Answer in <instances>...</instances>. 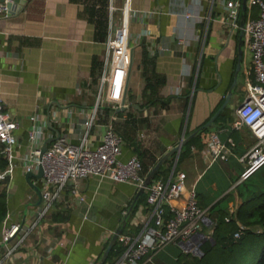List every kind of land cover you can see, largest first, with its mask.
<instances>
[{
    "label": "crops",
    "instance_id": "1",
    "mask_svg": "<svg viewBox=\"0 0 264 264\" xmlns=\"http://www.w3.org/2000/svg\"><path fill=\"white\" fill-rule=\"evenodd\" d=\"M227 1L130 0L133 64L124 110L102 98L110 33L121 21L124 0H19L13 13H0V93L5 109L19 121L15 166L0 187L8 191V221L25 227L0 246V264H97L116 229L137 233L150 219L146 199L137 203L141 194L137 196L136 185L94 174L79 180L78 194L65 188L38 217L44 200L22 170L32 116L71 141L89 129L92 146L112 125L122 139V160L140 150L157 161L180 144L166 159L171 164L168 177L185 171L186 186L170 205L184 206L194 187L198 204L207 210L204 232L215 224L208 209L217 202L240 228L263 227L253 221L252 209L262 199L256 193L264 188V165L237 182L245 165L240 156L254 137L246 127L231 129L227 124L236 117L234 88L242 83L246 93L244 65H250L245 58L250 53L244 43L238 81L218 112L233 83L241 17L256 16L258 6L250 7L247 0L242 10L244 0H237L240 12L234 24ZM125 75L121 69L116 89L124 87ZM94 109L88 127L84 120ZM209 133H218L230 146L227 159L211 161L205 154ZM188 142L190 148L181 155ZM31 181L42 184L38 177ZM250 197L254 200L247 203Z\"/></svg>",
    "mask_w": 264,
    "mask_h": 264
},
{
    "label": "built area",
    "instance_id": "2",
    "mask_svg": "<svg viewBox=\"0 0 264 264\" xmlns=\"http://www.w3.org/2000/svg\"><path fill=\"white\" fill-rule=\"evenodd\" d=\"M0 1V13L9 14L7 2ZM130 0H124L120 23L111 29L110 63L109 69L102 77L104 93L102 98L121 104L124 87L116 89L115 74L120 69L126 71L125 80L131 63V46L129 43L128 6ZM258 5V14L249 16L245 20L244 45L250 53V65H244L246 76V93L243 100L236 106V117L233 129L248 128L254 137L253 144L240 156L245 165L240 172L237 182L249 178L264 165V0H249V5ZM228 17L234 20L237 17V0H228ZM130 7V6H129ZM234 24L236 21L234 20ZM96 109L91 116L85 118L84 123L91 127ZM28 129V149L22 156V170L37 171L39 164L43 166L41 177V199L44 206L36 213L38 217L44 215L52 207L61 192L70 187L78 194L79 180L89 175L109 177L117 181L131 182L139 189L143 187L146 175L142 173V161L138 155L126 160L120 159L122 139L112 125L108 126L99 142L92 146L88 131L78 137V141H71L66 135L50 131L45 122L39 117H31ZM19 121L5 109L4 100L0 93V152L9 159V166L0 170V180L11 175L15 163L14 145L18 142L16 129ZM47 137L53 140L48 143L42 157L41 145ZM232 152L220 138L218 133H212L205 149V154L211 161L227 159ZM187 174L178 171L166 178L152 180L145 186L146 201L151 206L150 219L144 223L137 233H120L118 241L125 246L124 251L112 264H144L152 255L169 244H179L185 252L200 255L201 243L212 238L213 228L209 232L203 231V223L207 210L198 204L197 192L194 187L189 191L187 203L182 207L170 205L172 199L179 197L186 186ZM82 198V197H81ZM167 206L172 214L167 217ZM24 224L20 221L4 219L1 228L0 242L8 244L22 230ZM264 226L258 231L263 230ZM235 235H239L236 232ZM50 249V254H52ZM146 256V258H145ZM59 264H65L63 262Z\"/></svg>",
    "mask_w": 264,
    "mask_h": 264
},
{
    "label": "trees",
    "instance_id": "3",
    "mask_svg": "<svg viewBox=\"0 0 264 264\" xmlns=\"http://www.w3.org/2000/svg\"><path fill=\"white\" fill-rule=\"evenodd\" d=\"M104 109L106 112L110 111V107H105ZM204 129L206 127H203L202 131ZM195 139L193 138L191 142H194ZM189 148L190 142L187 143V149L182 151L181 155H184V152ZM138 156L141 158L143 165L142 173L146 175L149 168L156 162V159H148L146 151L138 150ZM169 163L166 160L159 167L153 176V180L160 177L164 179L168 177L171 169V164ZM8 166L9 159L3 152H0V170H5ZM256 195L262 199L260 204L252 209L255 217L253 221L264 226V188L259 189ZM146 196V191H144L138 197L137 203L145 200ZM253 200L252 197L247 198V203ZM220 206L221 202H217V204L208 209L211 218L215 221L212 233L213 239H206L201 243L202 253L200 255L185 252L183 249H179V246L169 244L155 252L151 259L144 264H264V229L258 231L251 228H240L236 219L229 217L227 211L222 210ZM7 213L8 191L6 187H0V230ZM171 214L172 212L167 206L166 216L169 217ZM227 216L229 218H226ZM236 232H239V235H235ZM124 249L125 246L117 240L111 247L103 264H112L122 254Z\"/></svg>",
    "mask_w": 264,
    "mask_h": 264
},
{
    "label": "water",
    "instance_id": "4",
    "mask_svg": "<svg viewBox=\"0 0 264 264\" xmlns=\"http://www.w3.org/2000/svg\"><path fill=\"white\" fill-rule=\"evenodd\" d=\"M3 1V0H1ZM19 0H9L7 2V5H8V8H9V13H13L17 8H19V5L16 4V2H18ZM246 4H247V0H244V3L242 5V10H245L246 9ZM237 12L239 13L240 12V7L237 8ZM244 27H245V16L242 15L241 17V21H240V32H239V44H238V59H237V63H236V67H235V70H234V78H233V83H232V86L231 88L229 89L228 93L226 94L225 96V99L222 103V105L220 106L219 111L222 110V108H224L228 101H229V98L231 97V94H232V88L233 86L237 83L238 81V73H239V70L241 68V61H242V54H243V43H244V39H243V36H244ZM132 64H133V49H131V63H130V66H129V71H128V75H127V78H126V83H125V87H124V93H123V97H122V101H121V104L119 106L118 109H121V110H124L125 108H127L129 106V104L126 103V98H127V91H128V86H129V79H130V74H131V68H132ZM134 106H138L137 104H134ZM210 121H208L207 124H209ZM205 124V126L207 125ZM48 125L52 127V124H51V121L50 119H48ZM60 133L57 131V134H56V137L59 136ZM51 140H53L52 137H47L42 145H41V153H40V157H42L44 151L47 149V146H48V143L51 142ZM186 140V139H185ZM188 140V139H187ZM184 142V141H183ZM182 142V143H183ZM185 143V142H184ZM183 143V144H184ZM180 144L179 145H175L174 147H172L171 149H169L166 153H164L157 161L156 163L151 167V169L149 170V172L146 174V177H145V181H144V185L143 187L139 188L138 192H137V196L142 194L145 190V186L148 185L152 180H153V176L155 175L156 171L159 169V167L166 161V159L168 158V156L178 150L180 148ZM43 166L42 164H39V167L37 169V171H28L25 173V176L27 178V181L32 184L34 186V188L36 189L37 191V194L38 196L40 197L41 199V189L38 185H35L32 181H31V177L34 176V177H38V178H41L42 175H43ZM132 208V206H131ZM123 222L125 223L126 222V219L123 220ZM120 233H126L125 230H122L121 227H119L118 229H116L111 237V239L109 240L107 246L105 247L99 261L97 262V264H103L108 256V253L111 249V247L113 246V244L117 241L118 239V236ZM4 243H1L0 242V246H2Z\"/></svg>",
    "mask_w": 264,
    "mask_h": 264
},
{
    "label": "rangeland",
    "instance_id": "5",
    "mask_svg": "<svg viewBox=\"0 0 264 264\" xmlns=\"http://www.w3.org/2000/svg\"><path fill=\"white\" fill-rule=\"evenodd\" d=\"M257 6H258V5H257ZM245 58L247 59L248 62L251 61L248 52H246V56H245ZM244 85H245V84H244ZM243 88H244V86H243L242 83H240L238 87L234 88V90H233V97H234V99H235L236 101L234 102L233 105H236V106H237V105L243 100V98H244V96H245V89H243ZM245 88H246V87H245ZM234 120H235V118H234L231 122H230V120L227 122L228 127L231 128V129H232V126H233V124H234ZM210 135H211V133H209V135H208V138H207L208 141H209V139H210ZM178 246H179V249H180V248L183 249V247H182L181 245L178 244ZM168 247H169V246H168Z\"/></svg>",
    "mask_w": 264,
    "mask_h": 264
},
{
    "label": "bare ground",
    "instance_id": "6",
    "mask_svg": "<svg viewBox=\"0 0 264 264\" xmlns=\"http://www.w3.org/2000/svg\"><path fill=\"white\" fill-rule=\"evenodd\" d=\"M121 69L119 68V70L117 71V73L115 74V81H116V77L118 76V74L120 73Z\"/></svg>",
    "mask_w": 264,
    "mask_h": 264
}]
</instances>
